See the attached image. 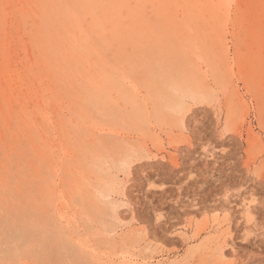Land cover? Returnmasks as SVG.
<instances>
[{
	"label": "rangeland",
	"instance_id": "obj_1",
	"mask_svg": "<svg viewBox=\"0 0 264 264\" xmlns=\"http://www.w3.org/2000/svg\"><path fill=\"white\" fill-rule=\"evenodd\" d=\"M0 264H264V0H0Z\"/></svg>",
	"mask_w": 264,
	"mask_h": 264
},
{
	"label": "bare ground",
	"instance_id": "obj_2",
	"mask_svg": "<svg viewBox=\"0 0 264 264\" xmlns=\"http://www.w3.org/2000/svg\"><path fill=\"white\" fill-rule=\"evenodd\" d=\"M227 0H225L226 3ZM13 71L12 69L9 70V72ZM22 70H19V72H16L15 75L16 77L23 80L26 83V86L28 87V91L33 92L34 87L31 86V81L34 80H39L42 77V71L39 69V71L34 70L32 67H26V73L21 72ZM33 77V78H32ZM38 84L36 82L35 89L38 88ZM252 209L251 208H246L245 209V215L248 216L251 213ZM75 229V228H74Z\"/></svg>",
	"mask_w": 264,
	"mask_h": 264
}]
</instances>
